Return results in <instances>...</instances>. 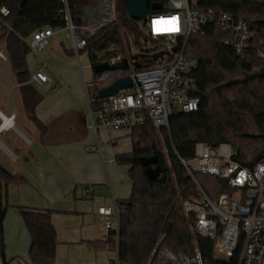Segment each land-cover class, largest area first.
<instances>
[{
	"label": "trees",
	"instance_id": "16d2710c",
	"mask_svg": "<svg viewBox=\"0 0 264 264\" xmlns=\"http://www.w3.org/2000/svg\"><path fill=\"white\" fill-rule=\"evenodd\" d=\"M99 0H0L8 16L0 13V37L7 40L12 66L20 80H28L26 58L31 53L28 40L38 29L53 30L66 27L65 10L70 12L76 25L86 8H94ZM129 1L116 0L117 20L95 35L86 37L87 54L94 68L118 55L135 59L141 69L156 67L153 56L164 48L165 39H152L146 33L145 23L129 16ZM159 4L162 11L169 10V0H148ZM207 12L232 14L246 21L256 32L243 58L223 44L231 34L215 25L205 33L189 39L185 53L200 61L194 74L200 97L199 110L194 113L178 112L170 120L169 129H157L152 124L130 131L133 150L116 156V163L128 166L132 194L119 201L121 209L120 231L110 230L106 240L88 241L93 250L115 248L118 259L112 264H147L157 243L166 233L163 246L186 255H193L196 248L204 264H238L239 254L229 261L215 258V240L205 239L195 230V216L186 213L183 202L197 198V190L179 157L191 159L198 143L218 146L230 144L235 159L244 164L254 161L264 150V78L239 82L264 67V0H198ZM152 11V10H151ZM143 23V24H142ZM149 41L151 47L142 41ZM133 49L139 51L134 54ZM96 87L95 93L99 90ZM95 93L92 96H95ZM25 104L29 115L42 100L37 91ZM41 126L40 123H38ZM143 157H157L162 175L155 180L148 178L141 163ZM19 178L0 165V255L5 257V220L9 205L4 199L3 185ZM197 179L213 198L229 192L225 182L210 176L198 175ZM22 220L31 237L30 264H54L58 234L52 222L53 211L18 207Z\"/></svg>",
	"mask_w": 264,
	"mask_h": 264
},
{
	"label": "built area",
	"instance_id": "2783aa9c",
	"mask_svg": "<svg viewBox=\"0 0 264 264\" xmlns=\"http://www.w3.org/2000/svg\"><path fill=\"white\" fill-rule=\"evenodd\" d=\"M66 3V0H63ZM168 11H150L145 22L146 33L152 39H165L162 51L168 52L156 67L137 69V61L129 59V69H123V55L101 64L111 68L94 74L91 81L84 80L87 94L89 128L97 134L98 128L113 131H131L152 124L157 129H169L170 120L176 113H194L199 110L200 97L194 74L200 67L199 59L189 57L185 50L189 39L202 35L210 25L231 34L223 44L243 58L256 32L243 19L232 14H218L213 10L203 11L195 0H169ZM2 16L9 10L2 8ZM117 20L116 0H102L97 6L93 20L80 25L74 24L66 8V27L72 35L73 52L80 61L87 42L86 37ZM52 28L38 29L32 34L30 48L41 51L50 44L54 36ZM182 44L176 53L171 50ZM80 66L83 69V66ZM93 68L91 65L89 66ZM43 65L33 76V82L42 89L51 83V77ZM130 77L133 86L121 89L116 95L100 100L92 96L96 87L103 89L117 80ZM99 89V90H100ZM96 94V93H95ZM187 175L196 186L197 198L183 202L186 213L195 216V232L205 239L215 240L216 254L229 261L239 254L238 264H264V159L254 166L235 159L234 149L228 143L211 146L198 143L191 159L179 157ZM198 175L210 176L225 182L229 192L211 198ZM91 190H85L87 195ZM105 230L120 231L121 209L101 207ZM166 233L157 243L147 264H204L199 248L193 255L176 253L163 246ZM0 264H28L21 259H6L0 255Z\"/></svg>",
	"mask_w": 264,
	"mask_h": 264
},
{
	"label": "crops",
	"instance_id": "0c3cea01",
	"mask_svg": "<svg viewBox=\"0 0 264 264\" xmlns=\"http://www.w3.org/2000/svg\"><path fill=\"white\" fill-rule=\"evenodd\" d=\"M64 31L68 30H55L54 36ZM28 42L30 45L31 39ZM31 54L26 58L29 78L22 82L12 66L7 40L0 37V149L5 154V157H0V165L19 178L4 185V199L6 203L9 202V188L15 187L25 192L27 199L20 202V207L40 210H50L41 208L45 205L56 207V210H51L52 222L57 228L60 242L86 246L88 241L99 240L100 237L94 238L92 234L98 231L97 226H91L94 231L88 228L87 234L75 228L72 233L67 230V234L60 236L58 225L66 224L67 218H74V215H84L81 204L85 203L86 198L92 200L94 207L98 205V210L101 207L115 210L119 201L131 197L132 182L130 192L119 185L125 176L124 168H128V171L130 168L116 163V156L129 154L133 150L130 131L99 127L95 134L90 130L83 85L84 80H87L84 68L92 71V77L95 72L89 67V58V64H81V68L80 61L75 59L73 45L71 50H66L69 57L59 68L44 64L46 73L52 79L51 85L45 89L32 81L40 68H33ZM38 90H42V94ZM35 91L42 96L33 110L41 126L29 115L25 104L26 99H32L33 104ZM124 138L129 139L126 145H122ZM88 188L91 191L86 195L85 190ZM98 210L95 218L102 224L104 219ZM9 212L4 224L7 244L5 258L21 259L30 264V234L21 214L9 220ZM102 230H105L104 227ZM98 235L102 236L104 232ZM107 238L108 235L101 240ZM26 255L28 261L24 260Z\"/></svg>",
	"mask_w": 264,
	"mask_h": 264
},
{
	"label": "rangeland",
	"instance_id": "374dc122",
	"mask_svg": "<svg viewBox=\"0 0 264 264\" xmlns=\"http://www.w3.org/2000/svg\"><path fill=\"white\" fill-rule=\"evenodd\" d=\"M198 1V0H195ZM143 24V23H142ZM144 43L145 41L142 40ZM64 44V47L62 46ZM73 45L72 41V35L69 31H64L63 33H58L56 34L53 38L50 40V45L44 48L41 51H33L31 52V58H32V65L35 70L38 68H41L44 64L48 65L50 68H59L60 65L64 64L65 59L69 56L66 54V50H71ZM145 45H148L146 49H149L151 47V43L149 41H146ZM134 54H138L139 51L136 49H133ZM75 59L78 58L75 56ZM80 62L83 66H86L89 64L88 62V57L86 55H82L80 58ZM47 70V69H46ZM84 74L85 78L87 79L86 81H91L92 79V71L85 67L84 68ZM51 85V83H50ZM37 89V88H36ZM42 94V90H38ZM84 95L87 100V94L84 90ZM124 135L126 132L123 133ZM111 136V135H109ZM125 139V138H124ZM128 138H126L123 142L122 145H126ZM115 147V146H114ZM0 157H5V154L2 152L0 149ZM124 178L120 180L119 185H122L125 190H131V180L129 176V171L128 168H124ZM116 185V184H115ZM6 187L3 185V193L4 196L6 195ZM10 194L9 195V208L8 211L10 210L9 214V220L14 218V215H19V209L18 206L20 207V202L26 201L25 197V192H20L18 191L15 187H10ZM94 203H92V200L89 198L85 199V203L83 202L81 204L82 208H84L85 214L81 215H74V218H67L66 224L63 223L58 225L60 229V236L62 234H67V230H69L71 233L77 228L79 231L85 232L87 234L88 228H92L91 226H94V228L97 226L98 231H94V228L92 230L94 231L92 234L94 238H98L99 240L103 239V236L107 237L108 231L107 230H102L103 229V222L101 224V221L95 218V212L98 210V205L95 207L93 206ZM18 205V206H17ZM113 206V204H112ZM41 208H47V209H54L56 210V207H51V205H45L44 207ZM59 208V207H58ZM94 208L96 210L94 211ZM8 213V212H7ZM71 219V220H70ZM14 222V220H13ZM56 227V226H55ZM102 228V229H101ZM57 229V228H56ZM66 229V230H65ZM77 231V232H79ZM104 232V235H98L100 232ZM58 234V232H57ZM74 234V233H73ZM85 234V233H84ZM62 238V237H60ZM96 240V239H94ZM6 242V240H5ZM7 245V244H6ZM220 260H225L226 257L221 254H216ZM28 255L24 257V260L28 261ZM118 259V253L115 248L112 249H104V250H93L90 247L86 246H80V245H68L60 242L59 240V235H58V244L56 248V257H55V262L54 264H112V262L117 261Z\"/></svg>",
	"mask_w": 264,
	"mask_h": 264
},
{
	"label": "water",
	"instance_id": "95a60500",
	"mask_svg": "<svg viewBox=\"0 0 264 264\" xmlns=\"http://www.w3.org/2000/svg\"><path fill=\"white\" fill-rule=\"evenodd\" d=\"M102 0L98 1V5L101 3ZM97 5V6H98ZM97 6L94 8H86L83 11V16L81 17L82 23L89 20H93L96 11ZM161 11L162 7L159 4H153L150 5L148 0H130L129 1V16L137 21H141L143 23L146 22L148 14L150 11ZM182 44V37H177V45L172 48V52L176 53L179 50L180 45ZM165 55H168V52L160 51L159 53L155 54L153 56L154 62H159ZM132 60H135L134 58ZM123 69H129L130 67V61L129 59L124 60ZM111 67L108 64H100L94 67V72L96 74H100L103 71L109 70ZM137 69H140V65H136ZM262 79L264 78V67L251 75L246 76L244 79L240 80L239 82H247L250 79ZM133 86L132 79L130 77L123 78L120 80L115 81L111 85L100 89L95 94L96 99H106L110 96L116 95L121 89H127L131 88ZM260 137L264 138V135H259ZM264 159V150L260 153V155L251 163H249L250 166H254L255 164L259 163ZM142 165L146 168V174L149 179L155 180L158 179L162 175V168L158 166V159L157 157H143L141 158Z\"/></svg>",
	"mask_w": 264,
	"mask_h": 264
}]
</instances>
